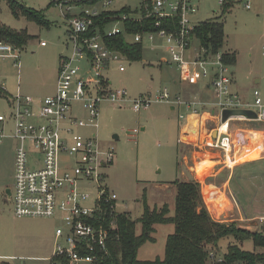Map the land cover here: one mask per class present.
<instances>
[{"label":"rangeland","instance_id":"1","mask_svg":"<svg viewBox=\"0 0 264 264\" xmlns=\"http://www.w3.org/2000/svg\"><path fill=\"white\" fill-rule=\"evenodd\" d=\"M58 1L0 0V26L14 32L25 31L31 36L28 43L18 50L17 62L11 58L0 59V88L9 96H0V115L6 118L12 111L9 106L11 97H29L38 101L55 94L61 58L72 54L67 17L76 12L75 10L65 12V7L62 10ZM144 1L146 0H113L108 11L118 13L114 18L124 13L121 12L122 9L128 10L125 12L126 15L138 17ZM10 2L39 13L45 19L46 25L28 19L21 10L17 9L14 14ZM232 2L233 6L224 13L219 0H192L191 4L196 13L189 18L192 24L196 25L209 20L222 19L224 43L219 52L221 54L236 52L235 63L225 64L228 72L233 73L235 81L230 85L229 90L237 92L241 101L249 107L254 104L253 93L256 91L264 105L262 49L264 0H232ZM246 4L250 9L245 8ZM118 27L121 28V25ZM123 38L128 43L133 42L132 36L125 35ZM41 43H44V46H41ZM166 49L164 38L155 36L151 42L148 36H143L139 60L123 59L120 62H110L102 71L101 77L109 83L107 90L111 92L124 90L127 98L131 100L139 96L154 100L164 91L170 94L180 93L184 97L189 96L190 94L183 90L179 81L178 67L171 61ZM191 49L195 55L201 51L197 40L192 41L189 50ZM185 55L188 57L187 52ZM74 66L81 67L79 72L81 77L91 76L93 80H98L97 75L89 71L86 61L75 63ZM119 66L124 68L123 72L119 71ZM210 72L214 74L216 69ZM199 79L202 85L211 81L210 76ZM210 90L213 88L211 87ZM198 95L194 99L202 100L200 96L197 97ZM170 106L165 102H153L147 109L136 113L129 103L120 107L103 103L100 105L96 128L91 126L72 128L74 134L84 139L95 134V140L104 152L114 149L113 161L101 169L104 175L101 183L106 184L109 193L116 196L117 211L125 212L132 220L137 221L145 207H159L166 202L172 214L175 187L170 185L162 190L159 188L163 182L181 180L179 173L184 171L181 181L195 180L201 185L204 204L215 222L234 223L238 227L252 228V231L261 232L264 236V160L244 166H233L232 172L223 164L214 167L211 171L215 163L205 160L200 163L201 166L194 175L192 169L188 167L196 165L193 158L198 159L199 162L202 159L201 155L193 145L179 146L177 141L179 128L185 125V120L178 119L179 111L177 108L171 110ZM71 109L73 118L84 121L88 119L82 102L72 103ZM180 111L185 113L183 109ZM232 124V131L251 126L264 130V124L260 123ZM194 125L197 126V123ZM133 130L138 132L132 137ZM4 134L8 137L0 142V264H51L55 230L58 226H65L62 215L58 214L54 218L14 216L12 202L7 199L5 192L6 189L13 190L16 142L9 138L12 134L11 127H5ZM250 135L252 137L248 135L247 140L252 142L261 138L257 133ZM187 140L195 141L196 134H192ZM239 151L238 148L234 161L228 164L233 165L235 160L239 161L237 158ZM261 155L264 156V152ZM183 157H187V165L183 164ZM207 162L212 164H206ZM209 170L218 174L204 178ZM79 187L80 193L88 195V199L81 201L80 206L92 209L99 198L100 189L95 182H81ZM215 189L225 190L231 202L227 201L225 194ZM222 196L229 208L225 204L226 208L219 214L210 212L208 203L214 200L222 201L214 198ZM140 230L138 223L136 232L140 233ZM172 232L171 224L156 226L154 241L145 243L137 250V259L141 261L162 259L166 238ZM230 244H234L232 239L220 240L217 255L224 256ZM237 244L245 251L262 252L255 247L252 240Z\"/></svg>","mask_w":264,"mask_h":264},{"label":"built area","instance_id":"2","mask_svg":"<svg viewBox=\"0 0 264 264\" xmlns=\"http://www.w3.org/2000/svg\"><path fill=\"white\" fill-rule=\"evenodd\" d=\"M225 1L219 0L220 4ZM112 2L113 0L57 2L62 10L65 7V12L76 10L77 13L67 17L72 54L60 63L55 94L38 101L29 97H11L10 116L6 118L0 115V142L8 137L4 134L7 126L12 130L9 138L16 142L13 190L5 192L7 199L12 202L14 216L54 218L58 214L62 215L65 226H58L55 230L52 264H59L61 260L68 264H102L110 256L109 242L116 226L113 222L104 226V216H100L101 204L110 205L111 213L119 211L115 207L116 196L109 193L106 184L101 183L104 180L101 169L113 161L114 149L104 152L95 140V134L84 139L72 131V128L85 126L96 128L101 104L110 103L120 107L129 103L136 113L147 109L153 102H165L177 108L178 119L189 123L185 138L196 134L195 141L184 139L181 143L198 149L218 150L222 154L223 165L228 169H232L228 162H233L235 150L241 145V141H235L232 134V123L264 124V105L256 91L253 93L254 104L250 107L231 94L229 88L233 81L232 75L225 67L220 52L211 55L202 47L199 56L192 60L185 58L194 37L192 31L195 24L189 18L196 13L192 0H147L143 2L138 17L123 13L120 17L109 18L107 24L100 27L96 20L110 9ZM245 7L249 9L250 6L246 4ZM150 17L156 19L155 28H160L161 20L175 18L177 27L173 31L162 29L136 34L126 32L125 22H140ZM119 34L132 36L133 42L130 44L141 43L143 36H148L151 42L155 36L164 38L166 50L171 61L180 70L182 80L192 81L194 72L197 73L194 75L203 78L211 77L209 84L214 91V101L183 100L168 91L160 93L154 100L143 96L131 100L124 90H107L108 83L101 77L102 71L110 62H120L126 58L110 50L104 38ZM125 42L128 43L126 40ZM18 50L7 42H0V59L11 58L17 62ZM83 61L87 62L89 71L97 75V81L91 76L79 75L81 67L74 64ZM214 68L216 72L211 74L210 71ZM119 71L123 72L124 68L119 66ZM74 102L83 103L88 115L87 121L72 117L71 105ZM180 109L185 113H180ZM239 110L252 111L255 118L230 115L222 121L224 111ZM194 122L197 126L193 125ZM137 132L133 130L134 134ZM199 134L202 136L201 142L198 140ZM81 182H95L100 189L99 198L92 209L80 206L81 201L88 199L87 194L79 192ZM224 262V256L219 257L216 251L208 252L206 264Z\"/></svg>","mask_w":264,"mask_h":264},{"label":"trees","instance_id":"3","mask_svg":"<svg viewBox=\"0 0 264 264\" xmlns=\"http://www.w3.org/2000/svg\"><path fill=\"white\" fill-rule=\"evenodd\" d=\"M10 5L14 14L17 9L21 10L28 19L46 25L45 19L39 13L26 10L14 2H10ZM231 6V3H223V12L225 13ZM121 12L125 13L128 10L122 9ZM114 16H118V13L103 12L96 20V24L102 27ZM221 20L218 18L202 22L192 31V35L211 55L218 53L224 43V22ZM155 22L156 19L153 17L145 18L140 22H125V29L128 34H136L162 29L173 31L177 27L176 18L161 20L159 29L155 28ZM30 39L31 36L25 31L14 32L0 26V42H7L20 49ZM104 41L110 50L120 53L127 60L136 61L141 58V43H126L121 34L105 37ZM222 60L226 65L234 64L235 52L222 54ZM0 96L9 97L1 88ZM170 184L175 187L172 214L168 204L164 202L159 207H145L142 216L134 221L127 213H111L110 205L101 204L100 216H104V226H109L110 222L116 226L111 232L110 256L102 264H206L208 252L218 251L219 242L223 239H232L234 242L228 246L224 254V264H264V236L261 232L252 231V228L238 227L234 223L215 222L204 204L201 185L195 180L178 179ZM138 223L141 228L140 233L136 232ZM165 224H171L173 232L166 238L163 258L151 261L138 260L137 250L145 243L154 241L155 227ZM245 240H252L255 247L262 252L252 253L242 250L237 243L241 244ZM59 264L68 263L61 260Z\"/></svg>","mask_w":264,"mask_h":264},{"label":"crops","instance_id":"4","mask_svg":"<svg viewBox=\"0 0 264 264\" xmlns=\"http://www.w3.org/2000/svg\"><path fill=\"white\" fill-rule=\"evenodd\" d=\"M224 3H231L232 4V6H233V2H232V0H226ZM221 5H223V4H221ZM246 8V7H245ZM247 9V8H246ZM249 9H250V7H249ZM76 11V10H75ZM77 13V12H76ZM198 25V24H197ZM196 24H195V27L197 26ZM193 40H197L198 41V43H199V40L194 36L193 37V39L191 40V44H192V41ZM130 44V43H129ZM191 46V45H190ZM199 47H201L202 48V46L200 45V43H199ZM264 48V47H263ZM262 48V49H263ZM201 50V49H200ZM231 52H235V51H231ZM230 52V53H231ZM187 53H188V57H186V55H185V58L187 59V60H192L193 58H195V57H197V56H199V53H200V51L198 52V54L197 55H195V53H194V51H192V49L191 50H188L187 51ZM235 54H236V52H235ZM68 56H64V57H62L61 58V61H62V59H65V58H67ZM194 73H196V72H194ZM194 73H193V75H192V77L193 76H195L194 77V79L192 80V81H184V80H182L181 79V73H180V70L178 69V74H179V81L182 83V88H183V90L185 91V92H187L188 94H190L189 96H186V97H184V96H182L180 93H178V94H172V95H178V96H180L183 100H190V99H194L195 98V96L197 95V94H199L197 97H199L200 96V98L203 100V101H209V102H213L214 101V91L213 90H210L211 89V86H210V84L209 83H205V84H201L199 81H200V79L199 78H203L202 76H198V75H194ZM197 74V73H196ZM231 75H232V79H233V73H231ZM206 78H208V77H206ZM233 83H235V81L233 80L232 81V84ZM109 84V83H108ZM231 84V85H232ZM201 86V87H200ZM231 92V91H230ZM231 94L232 95H234V96H237L239 99H240V97H239V94L237 93V92H231ZM185 98H188V99H185ZM206 98L207 99H209V100H206ZM196 99H198V98H196ZM205 99V100H204ZM200 100V99H199ZM170 109L171 110H173L174 109V107H172V106H170ZM178 110V109H177ZM88 120V119H87ZM87 120H85V121H87ZM189 123H188V121L187 120H185V125L184 126H182L181 128H179V138H178V144H179V146H180V144L182 145V146H184V147H186L187 145H185V144H182L181 142L184 140V139H186L185 138V133H186V127H187V125H188ZM194 133H195V130L193 131ZM237 132L238 133H240V134H237ZM131 136L133 137V136H135V134L133 133V131H131ZM250 133H257V134H260L261 135V138L260 139H257L256 140V142H252V140H247V138H248V135H249V137H252L251 135H250ZM233 136H234V138H235V141H241V145L238 147L239 149H240V151L237 153L238 155V157L237 158H239V161H237V160H235V164H233L232 165V163H230V165L232 166V169H229L231 172H232V170H233V166H235V167H237L238 165H242V166H244V165H246V164H250V163H256V162H258V161H262V160H264V156H262L261 155V153H263L264 152V130H261V129H256V128H252V126L251 127H249V128H247V127H245V128H236L234 131H233ZM238 136V137H237ZM243 136V137H242ZM254 137L256 136L257 137V135H253ZM115 139H116V137H114ZM190 138V136L187 138V139H189ZM242 138H243V140H242ZM186 139V141H189V140H187ZM201 139H202V136H201V134H199V137H198V140H199V142H201ZM259 140V141H258ZM236 144H237V142H236ZM257 144H258V146H257ZM190 146V145H189ZM195 148H197V147H195ZM198 149V148H197ZM196 151V150H195ZM197 153L198 154H200L201 155V160L199 161V162H197V160H195V158H193L194 160V164H196V165H194L193 167H191V165L188 167L189 169H192V173L195 175V171L198 169V168H200V163L201 162H204L205 160H210V161H212V162H214L215 163V165L210 169L211 171H213V168L214 167H217V166H221L222 164H223V162H224V160H223V158H222V154L218 151V150H212V149H207V148H202V149H198V151H197ZM235 153H236V150H235ZM235 153H234V155H233V161H234V159H235ZM183 160H184V162H183V164L184 165H187V157H183ZM197 162V163H196ZM212 162H207L206 164H212ZM179 164V163H178ZM229 165V164H228ZM229 165V166H230ZM225 167V166H224ZM210 170H209V172H208V174L207 175H205L204 176V178H206L208 175H210V176H212V175H217L218 173L216 172H210ZM212 174V175H211ZM179 175H180V178H181V180H182V178H183V176L182 175H184V171H180V173H179ZM171 184L170 183H162V186H160V188H159V190H162V189H164V187H169ZM173 186V185H172ZM215 190H217L218 192H222L223 194H225V196L227 197V201L228 202H231V199L228 197V195L226 194V192H225V190L224 191H221L220 189H215ZM220 196V195H219ZM173 198H174V196H173ZM214 198H218V199H221L226 205L228 204L227 202H226V200L223 198V196L222 197H214ZM211 199H209V201H210ZM230 200V201H229ZM231 205H232V203H230ZM226 205H225V207H226ZM208 207V206H207ZM227 207L229 208V206L227 205ZM54 247V246H53Z\"/></svg>","mask_w":264,"mask_h":264},{"label":"water","instance_id":"5","mask_svg":"<svg viewBox=\"0 0 264 264\" xmlns=\"http://www.w3.org/2000/svg\"><path fill=\"white\" fill-rule=\"evenodd\" d=\"M230 115H244L247 118H255V114L252 111L239 110V111H224L222 113V121H225ZM8 193V190L6 191Z\"/></svg>","mask_w":264,"mask_h":264},{"label":"bare ground","instance_id":"6","mask_svg":"<svg viewBox=\"0 0 264 264\" xmlns=\"http://www.w3.org/2000/svg\"><path fill=\"white\" fill-rule=\"evenodd\" d=\"M193 120V119H192ZM189 121H191V118L189 119ZM195 123V122H194ZM194 125V124H193ZM192 135H190V137H191ZM230 165V164H229ZM231 166V165H230ZM224 205H225V203H223L222 201H220V200H214V201H210L209 203H208V209L210 210V212H212V213H214V212H216V213H220L221 211H223V209L224 208H226V207H224ZM211 213V214H212ZM227 215V214H226ZM214 217V216H213ZM215 218V217H214Z\"/></svg>","mask_w":264,"mask_h":264},{"label":"flooded vegetation","instance_id":"7","mask_svg":"<svg viewBox=\"0 0 264 264\" xmlns=\"http://www.w3.org/2000/svg\"><path fill=\"white\" fill-rule=\"evenodd\" d=\"M9 190V189H6V191Z\"/></svg>","mask_w":264,"mask_h":264}]
</instances>
